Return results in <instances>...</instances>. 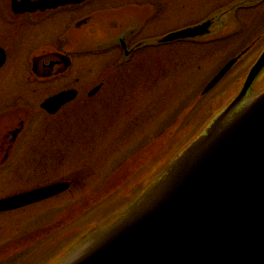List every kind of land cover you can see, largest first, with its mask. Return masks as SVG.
<instances>
[{
    "label": "flooded vegetation",
    "instance_id": "obj_1",
    "mask_svg": "<svg viewBox=\"0 0 264 264\" xmlns=\"http://www.w3.org/2000/svg\"><path fill=\"white\" fill-rule=\"evenodd\" d=\"M45 1L0 0V51L6 59L0 67V169L16 160L15 155L31 143L28 140L33 135L34 161L37 170H43L50 158L52 161L58 158V152L47 154L49 147L55 148V142L46 139L57 132V117L67 110L82 113L84 123L92 114L105 116L112 105L110 100L116 101L117 90L131 101L150 98L144 110L148 112L153 104L156 74L159 77L166 73L163 66L155 67L152 60L153 53L165 47L153 45L166 34L212 19V30H217L215 36L220 34L219 30L223 36L216 45L226 42L239 54L246 52L240 62L264 50V0H211L213 8L199 22L172 30L167 24L175 2H178L176 9L185 11L191 0H50L63 5L43 9ZM91 37H98L105 46L100 52L104 56L100 76H80V73L75 78L71 56L74 40L80 43L76 46L80 49ZM189 46L203 48L211 44ZM256 58L242 63L241 70L215 101L240 91ZM59 80L69 86L39 98L44 85L46 88ZM263 89L264 74L255 84L253 94ZM71 90L76 91V97L57 113L49 114L41 108L46 99ZM86 124V130L90 131V125Z\"/></svg>",
    "mask_w": 264,
    "mask_h": 264
},
{
    "label": "water",
    "instance_id": "obj_2",
    "mask_svg": "<svg viewBox=\"0 0 264 264\" xmlns=\"http://www.w3.org/2000/svg\"><path fill=\"white\" fill-rule=\"evenodd\" d=\"M57 5L50 0L44 8ZM212 21L167 35L160 43L204 37ZM4 53L0 51V66ZM228 63L204 94L233 68ZM264 52L236 98L162 175L112 223L60 264H264V92L252 86ZM75 92L43 104L55 113ZM69 189L57 183L0 200L19 210Z\"/></svg>",
    "mask_w": 264,
    "mask_h": 264
},
{
    "label": "rangeland",
    "instance_id": "obj_3",
    "mask_svg": "<svg viewBox=\"0 0 264 264\" xmlns=\"http://www.w3.org/2000/svg\"><path fill=\"white\" fill-rule=\"evenodd\" d=\"M204 1L206 2L191 0L185 11L176 9L178 8L176 1L171 11V20L167 24L170 26L169 30L199 22L213 8L214 4L211 0ZM160 29H154V32ZM44 38L51 40V37L44 36ZM96 39L98 37H91V42L93 43ZM92 43L91 49L94 47ZM78 45L80 43L77 44V41L74 40L73 48L75 50L71 53L75 63L74 77L77 78L80 73H82L80 76H100L99 71L103 67L104 56L83 55L89 48L87 49L86 46H83L84 44H81L86 50H83L82 47L77 49ZM212 45L208 48L198 49L189 45L175 44L168 48L165 47L164 52L153 53L154 66H163L167 73L159 75V82L164 84L160 85V89L154 93L153 104L148 112H145L144 109L140 114L128 117V112L132 109L136 111L140 106L127 100L128 96L122 97L123 91L117 90L114 97L116 101L110 100L112 105L109 106V110L106 109L105 116L92 114L85 118L87 122L84 123L82 113L77 115L78 112L67 110L60 114L55 122L57 132L53 135L49 134L46 138L48 142L51 140L55 142V148L49 147L47 154L58 152V158L55 160L53 158V161L50 158L47 164L43 163L45 165L43 170H37L35 157L33 153L31 154V150L34 149L33 135L29 140L27 139L31 143L21 150V154L15 155L16 160L12 161L7 169L0 171V199L31 191L41 185L57 182V180L61 181L63 176L73 172L80 173L82 170L90 171L96 175L97 173L108 175L113 173L109 181L105 179L106 189H108L106 192L118 187L121 181L124 184L119 189V196L105 201L98 206L96 212L88 216L85 215L86 213H82L84 206L79 196L80 186L85 183L90 188L100 184L98 175L94 179L87 175H73V178L70 179L75 180L78 186L72 193L21 211L0 215V261L12 256L20 246L41 237L46 229L48 230L53 225L58 226L61 220L71 219L78 215L84 217L85 215L84 223L87 225L90 224V221H95L92 224L102 221L124 207L149 180L161 172L168 160L176 155L177 147L182 145L177 141L183 138L188 142L196 133V131L193 132V127L188 128L186 132L176 135L174 137L176 141L167 147V144H164L166 135L160 134L165 120L170 118L167 115L175 113V109H178L184 97L185 114L188 112L187 108L197 105L199 99L196 92L199 86L202 87L207 83L223 64L237 54L236 49L232 50L229 44L222 48ZM241 65L237 66L207 97L200 100V104L213 103L219 98ZM165 77L167 80L163 81ZM67 86L69 84L62 80H59L58 84L46 86V88L44 85L39 98H44ZM49 87H51L50 90H47ZM132 91L129 90V92ZM34 103L36 104L35 101ZM223 104L221 103V106ZM183 116L184 114L180 118L182 119ZM181 119L180 121H182ZM86 123L90 125V131L86 130L88 128ZM179 123L176 122L175 127L172 128L166 126L164 130L167 131L168 136L177 132L176 125ZM160 135L162 136L160 137ZM35 139L38 140L37 137ZM147 140H149L148 145L145 143ZM68 143H72V145ZM77 204H80V207ZM71 205L72 210L67 212L66 209ZM86 229L88 226L78 227L77 232L72 233L69 244ZM55 254L56 252H54Z\"/></svg>",
    "mask_w": 264,
    "mask_h": 264
},
{
    "label": "trees",
    "instance_id": "obj_4",
    "mask_svg": "<svg viewBox=\"0 0 264 264\" xmlns=\"http://www.w3.org/2000/svg\"><path fill=\"white\" fill-rule=\"evenodd\" d=\"M184 101H182L178 109H175V113L173 112L172 114L167 115V117H170L171 120L170 118H168V120H165V125L163 126V129L160 132V134L166 135V140H164V144H167V147L176 141L174 138L176 135L181 134V132L188 129L190 123L201 122L203 120L204 116L198 109L199 107L197 108L198 104L187 108L188 112L185 114L186 107ZM181 111H184V113H181ZM183 114L184 116L181 119L180 117ZM180 119L182 121H180ZM176 122H180L176 125L178 128L176 129L177 132L168 136L166 133L167 131H165L164 129L166 128V126L169 128L175 127L174 125L176 124ZM162 135H160V137ZM148 142L149 140H147L145 143H147L148 145ZM179 144H182V142ZM180 147H182V145L178 146L177 149ZM123 184L124 183L121 181L118 187H114V189L110 190L109 192H106L108 191V189H105L102 193L98 195L97 193H92L91 195H83L81 197V203L84 206V210L82 208V213H86L85 215L88 216L98 210V206L101 202L103 204L105 201L113 197L115 198L116 196H119V189L123 186ZM99 197H102L103 199ZM77 206L80 207V204H77ZM85 215L84 217H86ZM84 217L78 215L75 217H71V219L67 218L61 220L58 223V226L53 225L52 227L48 228V230L46 229V231L42 233L41 237L34 239L32 242H30L31 245H29V243L20 246L19 250H15L14 254L8 257L6 260L0 261V264H55L58 259L64 256L71 249L72 246L74 247L86 233L93 230L95 223L92 224V222L95 221H90L89 226L84 223ZM71 220L73 221L69 222ZM81 226H88V229L81 232V234L79 233V237L76 240H73L71 244H69V241L72 239V233L75 231L77 232V228ZM54 252H56L55 255Z\"/></svg>",
    "mask_w": 264,
    "mask_h": 264
}]
</instances>
